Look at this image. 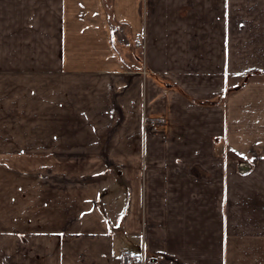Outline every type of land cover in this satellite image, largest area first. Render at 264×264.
<instances>
[{
	"label": "crops",
	"instance_id": "0c3cea01",
	"mask_svg": "<svg viewBox=\"0 0 264 264\" xmlns=\"http://www.w3.org/2000/svg\"><path fill=\"white\" fill-rule=\"evenodd\" d=\"M0 121V264H264V0H0Z\"/></svg>",
	"mask_w": 264,
	"mask_h": 264
},
{
	"label": "rangeland",
	"instance_id": "374dc122",
	"mask_svg": "<svg viewBox=\"0 0 264 264\" xmlns=\"http://www.w3.org/2000/svg\"><path fill=\"white\" fill-rule=\"evenodd\" d=\"M4 75H6L5 73H1V77L3 78V76ZM5 90H7V89H5ZM1 124H2V127L4 126V122H1L0 121V130H1ZM158 127H161V126H158ZM8 155H9V153H0V162L3 164L5 161H7L8 160Z\"/></svg>",
	"mask_w": 264,
	"mask_h": 264
},
{
	"label": "built area",
	"instance_id": "2783aa9c",
	"mask_svg": "<svg viewBox=\"0 0 264 264\" xmlns=\"http://www.w3.org/2000/svg\"><path fill=\"white\" fill-rule=\"evenodd\" d=\"M161 125V122H157L156 123V125ZM146 263V259H145V256L143 255V253L141 254V256L137 259V260H135L134 262H133V264H145Z\"/></svg>",
	"mask_w": 264,
	"mask_h": 264
}]
</instances>
